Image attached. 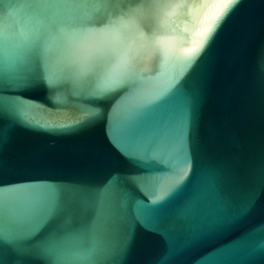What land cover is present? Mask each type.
I'll return each instance as SVG.
<instances>
[{"label": "water", "instance_id": "1", "mask_svg": "<svg viewBox=\"0 0 264 264\" xmlns=\"http://www.w3.org/2000/svg\"><path fill=\"white\" fill-rule=\"evenodd\" d=\"M225 3L0 0V264H264V0ZM129 10L134 71L69 76Z\"/></svg>", "mask_w": 264, "mask_h": 264}, {"label": "snow or ice", "instance_id": "2", "mask_svg": "<svg viewBox=\"0 0 264 264\" xmlns=\"http://www.w3.org/2000/svg\"><path fill=\"white\" fill-rule=\"evenodd\" d=\"M99 3H104L105 0H98ZM133 6L153 5L155 3H165L167 0H130ZM206 0H197L198 4L205 3ZM234 0H226L225 9L229 3ZM174 13L169 9L168 15ZM225 10L221 9L216 17L208 24L207 31L213 30L218 26V22L225 15ZM136 13L134 11L114 12L105 21L104 31L111 33L116 39L112 42L98 41L95 43L89 42L87 39L88 33L81 29L71 32L62 38L61 51L66 64L67 74L71 76L73 73L77 75H103L104 87L110 88L118 85L122 80L128 77L133 71L134 54L131 46L125 45L123 42L124 30L134 23ZM202 22L201 19L197 23ZM156 30V20L153 17L152 24L149 25ZM207 34V32L205 33ZM137 40L144 44L156 43L158 47L162 46V42H154L150 35H140L137 33ZM55 79V78H52ZM37 224V228L41 227Z\"/></svg>", "mask_w": 264, "mask_h": 264}]
</instances>
